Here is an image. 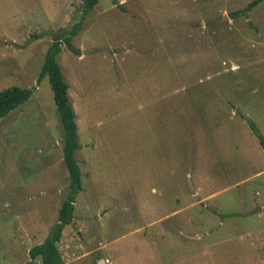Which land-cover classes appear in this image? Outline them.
I'll list each match as a JSON object with an SVG mask.
<instances>
[{
    "label": "rangeland",
    "instance_id": "obj_1",
    "mask_svg": "<svg viewBox=\"0 0 264 264\" xmlns=\"http://www.w3.org/2000/svg\"><path fill=\"white\" fill-rule=\"evenodd\" d=\"M0 0V264H25L68 190L41 65L68 84L81 190L61 264H264V0ZM35 264H40L35 261Z\"/></svg>",
    "mask_w": 264,
    "mask_h": 264
},
{
    "label": "trees",
    "instance_id": "obj_2",
    "mask_svg": "<svg viewBox=\"0 0 264 264\" xmlns=\"http://www.w3.org/2000/svg\"><path fill=\"white\" fill-rule=\"evenodd\" d=\"M262 0H252L245 7L237 10L233 15H243ZM98 0H82L80 21L92 10ZM80 21L72 27L60 31L55 36V40L47 49L41 65L40 74H46L52 91L53 100L62 126L63 134L61 141L62 159L68 174V190L65 198L61 202L57 222L52 227L45 239L31 246L28 250L29 261L25 264H61V256L57 249V242L65 225L71 222L75 197L81 190V171L75 158V151L80 147L77 137L75 114L68 98V84L63 80L60 67L56 61V55L60 52L61 40L74 53L79 50L74 48L70 42L80 26ZM32 94L31 89L25 87L12 86L0 91V119L13 109L27 101ZM249 128L257 136L259 144L264 147V139L259 134L255 124L246 120Z\"/></svg>",
    "mask_w": 264,
    "mask_h": 264
},
{
    "label": "water",
    "instance_id": "obj_3",
    "mask_svg": "<svg viewBox=\"0 0 264 264\" xmlns=\"http://www.w3.org/2000/svg\"><path fill=\"white\" fill-rule=\"evenodd\" d=\"M100 263H101V264H104L103 260H100Z\"/></svg>",
    "mask_w": 264,
    "mask_h": 264
}]
</instances>
